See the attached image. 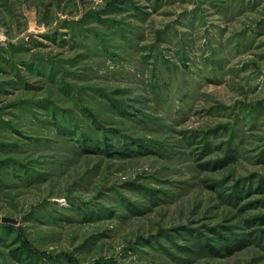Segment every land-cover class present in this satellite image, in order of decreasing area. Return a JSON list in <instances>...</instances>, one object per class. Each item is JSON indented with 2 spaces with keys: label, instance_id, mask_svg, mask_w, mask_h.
I'll list each match as a JSON object with an SVG mask.
<instances>
[{
  "label": "rangeland",
  "instance_id": "374dc122",
  "mask_svg": "<svg viewBox=\"0 0 264 264\" xmlns=\"http://www.w3.org/2000/svg\"><path fill=\"white\" fill-rule=\"evenodd\" d=\"M0 264H264V0H0Z\"/></svg>",
  "mask_w": 264,
  "mask_h": 264
},
{
  "label": "water",
  "instance_id": "95a60500",
  "mask_svg": "<svg viewBox=\"0 0 264 264\" xmlns=\"http://www.w3.org/2000/svg\"><path fill=\"white\" fill-rule=\"evenodd\" d=\"M3 221H8V222H15L14 219L8 218V217H4Z\"/></svg>",
  "mask_w": 264,
  "mask_h": 264
}]
</instances>
